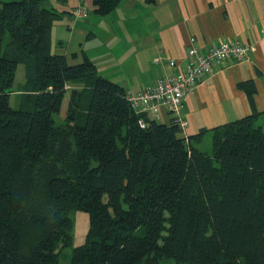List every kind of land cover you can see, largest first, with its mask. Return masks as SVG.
<instances>
[{
	"label": "trees",
	"instance_id": "1",
	"mask_svg": "<svg viewBox=\"0 0 264 264\" xmlns=\"http://www.w3.org/2000/svg\"><path fill=\"white\" fill-rule=\"evenodd\" d=\"M90 1L105 17L121 0ZM60 17L41 0L0 2V264H57L72 244L71 211L89 228L70 264H264L259 115L211 130L204 152L208 131L183 137L175 122L137 114L87 58L70 65L53 54ZM71 85L82 90L57 126ZM238 88L252 99V82Z\"/></svg>",
	"mask_w": 264,
	"mask_h": 264
},
{
	"label": "crops",
	"instance_id": "2",
	"mask_svg": "<svg viewBox=\"0 0 264 264\" xmlns=\"http://www.w3.org/2000/svg\"><path fill=\"white\" fill-rule=\"evenodd\" d=\"M82 4L91 12L90 0H52L50 7L61 17L51 29V52L70 65L87 58L100 76L127 93H137L171 74L170 60L184 68L191 38L201 53L223 41L247 46L246 61L215 69L185 95L178 118L186 123L183 137L208 131L198 147L208 141L211 130L252 115H259L257 124L264 131V0H153L151 4L121 0L108 16L91 13L77 20L74 9ZM248 81L255 89L251 100L238 88ZM80 90V85L67 87L66 109L62 104L60 113H67L71 93ZM13 93L12 89L10 96ZM149 118L170 125L177 117L162 111Z\"/></svg>",
	"mask_w": 264,
	"mask_h": 264
},
{
	"label": "built area",
	"instance_id": "3",
	"mask_svg": "<svg viewBox=\"0 0 264 264\" xmlns=\"http://www.w3.org/2000/svg\"><path fill=\"white\" fill-rule=\"evenodd\" d=\"M77 20H85L89 10L85 5L74 9ZM194 39L189 41L186 51V64L180 68L174 60L168 65L174 70L169 75L161 76L153 86L142 88L137 93H127L126 98L137 114L147 117H158L162 111L175 115L174 122L183 129L186 123L178 118L180 108L186 94L191 93L202 82L205 76L212 74L215 69L229 63L246 61L249 48L238 41H223L201 53L194 47ZM144 127L142 121L139 122Z\"/></svg>",
	"mask_w": 264,
	"mask_h": 264
},
{
	"label": "rangeland",
	"instance_id": "4",
	"mask_svg": "<svg viewBox=\"0 0 264 264\" xmlns=\"http://www.w3.org/2000/svg\"><path fill=\"white\" fill-rule=\"evenodd\" d=\"M11 1H17V0H0V2H11ZM46 5L44 6L51 8L50 4H52V0H43ZM92 14L89 12V16ZM88 16V17H89ZM24 71H23V66L19 67V71L17 72L13 91L14 93L10 96V106L13 109H19L20 108V103H21V96L18 91L22 89V86L24 84ZM63 109H66V103L64 101L63 103ZM66 115V111L61 112L59 115L54 117L55 124L57 126L63 124L64 118ZM208 141H204V143L199 147L202 151L210 153L211 150V138H207ZM69 218L72 221L73 228H72V244L70 247L64 248L61 251L59 260L57 264H70V255H71V249L73 247L80 246L84 243L86 233L89 228V219L88 215L80 212V211H71L69 213ZM142 230L138 231V235L141 234ZM162 264H174V262L170 259H164Z\"/></svg>",
	"mask_w": 264,
	"mask_h": 264
}]
</instances>
